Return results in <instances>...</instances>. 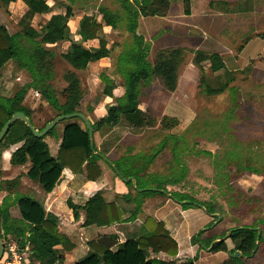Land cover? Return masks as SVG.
Masks as SVG:
<instances>
[{"label":"rangeland","instance_id":"1","mask_svg":"<svg viewBox=\"0 0 264 264\" xmlns=\"http://www.w3.org/2000/svg\"><path fill=\"white\" fill-rule=\"evenodd\" d=\"M190 1L187 10L184 0H159L155 6L166 13L165 18H139L138 34L145 40L149 62L154 64L166 51H183L179 87L169 93L158 79L142 85L141 110L147 117L148 127L137 134L118 129L105 132L108 133L109 157L118 163L123 173L136 174L139 190L181 193L216 208L217 216L212 217L202 208L185 209L168 195L134 192L132 207L143 200L154 201L160 206L150 202L148 211L155 214L161 209L173 233L174 229L181 230L193 239L206 228L209 230L206 237L212 238L233 228L254 225L264 232V39L260 38L264 35V0ZM53 6L56 16L65 15L67 6L73 8L74 17L68 24L67 36L69 41L75 42L84 17L103 23L101 8L120 17L118 29L104 26L99 33L100 38L109 41L110 58L87 71H75L62 57L69 49V42L48 48L55 56L51 85L59 93L67 86L66 74L75 72L85 92L79 110L92 122H97L115 102L103 95L105 84L101 75H110L118 86L115 93L123 94L126 65L122 59L135 49L127 28V14L121 0H56ZM18 11L19 8H15L10 14L0 8L3 19L0 18V23L7 22L11 34L21 31L20 24L11 20L12 15L21 14ZM50 17L34 18L32 25L41 27ZM198 53L221 55L226 69L213 73L206 63L201 70L195 61ZM0 73V91L10 97L33 81L31 73L20 69L14 61ZM204 81L215 88L229 86L222 94L209 96ZM25 103L33 110L38 130L56 116L52 107L39 110L41 96L35 90L29 91ZM165 118L176 119L178 123H170L171 128L165 130L162 126ZM70 124L85 127L80 119L65 120L55 127L53 136L45 137L53 156L58 152L56 143L62 144L65 128ZM98 138L100 143L102 139L99 135ZM2 155L3 180L7 174L5 153ZM116 159H120L119 162ZM101 164L111 170L106 162ZM36 186L38 192L22 187L13 198L30 197L43 202L45 193ZM127 207L132 208L125 204ZM136 231L135 228L134 233ZM217 260V257L213 259Z\"/></svg>","mask_w":264,"mask_h":264},{"label":"trees","instance_id":"2","mask_svg":"<svg viewBox=\"0 0 264 264\" xmlns=\"http://www.w3.org/2000/svg\"><path fill=\"white\" fill-rule=\"evenodd\" d=\"M17 1L19 0H0V4L5 10H8L10 4ZM21 1L28 7L30 15H46L53 10L46 0ZM63 1L70 2L72 0ZM157 1L159 0H121L122 7L128 17V32L133 36L135 49L128 52L122 59L126 65L123 73L125 80L123 97L115 98L116 83L110 75H101V80L105 84L103 95L114 99L115 102L108 107L107 115L104 118L93 123L94 135L98 132L105 133L113 130L125 116H131V123L136 125L135 127L139 130L148 127L147 117L141 110L140 90L142 85L150 84L154 79H158L169 93L176 92L179 87V65L183 60V51L176 49L163 52L152 64L148 60L145 40L138 34L140 17L165 18L167 16L165 12L159 11L155 6ZM184 1L188 10L191 1ZM222 5L238 6L229 3H222ZM99 12L103 16V23L84 17L80 23L81 39L71 42L68 52L62 55L75 71H87L91 66L110 58L112 49L106 40L100 39L99 33L104 26L112 30L118 29L120 17L106 8H101ZM73 17V8L67 6L65 15L53 16L40 30L34 29L30 22L21 21V31L16 35L11 34L4 25L0 24V72L14 61L18 63L20 69L29 71L33 78L30 85L22 87L13 97L3 95L0 91V133L16 113L25 114L38 129L34 122L33 110L25 103L30 90L37 91L41 96L39 110L49 106L56 112V116L46 122L40 131H43L47 124L59 116L80 112L79 109L85 98L80 78L75 72H68L65 76L67 86L58 93L50 83L54 78L55 56L45 48V46H55L68 40V22ZM260 38L264 39V35H261ZM92 40H99V47H87L88 42ZM195 61L201 70H204L203 66L206 63H208L207 68L213 73L226 69V64L219 54L198 53ZM205 83L206 93L209 96H218L225 92L229 86L226 84L223 87L215 88L208 82ZM170 123L177 124L178 120L165 118L162 122L163 129H170ZM53 135L54 130L47 136ZM20 144L22 146L12 155V166H25L30 161L31 168L27 177L39 184L47 194L61 188L74 176H87V180L95 182L103 175L99 162H105V154L97 149L96 144H94V150L92 149V141L86 125L84 128L79 124H70L66 127L59 154L55 158L51 154L49 145L45 142V137L36 138L25 123L18 121L12 126L0 145V192L4 190L12 192L21 185L20 179L4 181L1 178L2 154L10 147ZM107 164L110 166L109 163ZM113 164L125 179L135 178L138 185L136 174L123 173L118 163ZM110 168L112 169L111 166ZM128 186L134 190L132 182H129ZM141 193L167 194L152 190H145ZM170 194L172 199L185 202L182 206L185 209L205 207L212 217L217 213L215 207L200 204L188 195ZM122 200L129 203L132 200V195H125ZM65 203L71 221L78 222L81 213L85 214V227H111L134 222L144 204V202H139L137 210L132 212L129 218H125L124 207L119 202H107L103 192L94 195L83 206L75 204L71 196L66 199ZM14 204L19 206L22 217L20 220L12 218L10 208L13 204L8 198L0 205L1 238L3 240L6 237L15 238L22 243L23 247L30 244L33 262L64 264L65 258L57 253L56 248L60 246L67 252H73L76 246L61 232L60 217L48 212L44 204L30 197L19 198ZM257 228L256 225L234 228L228 232V234L230 233L228 237L227 233L223 234L220 237L221 241L217 243L215 241L219 238L216 236L206 238L208 231H202L199 240L196 236L194 237V242L198 245L201 244L200 248L203 250L212 247L211 254L228 253L229 259L222 264H246V260L250 259L257 249L259 236ZM141 231L140 237L124 242L118 235H99L89 244L92 252L78 259L76 264H178L175 259L179 255V244L166 229L165 223L148 218ZM262 241L263 233L260 238V246ZM236 252H239L240 256L235 257ZM151 254H165L174 260L166 262L152 259ZM197 261L198 258H194L179 264H197Z\"/></svg>","mask_w":264,"mask_h":264},{"label":"crops","instance_id":"3","mask_svg":"<svg viewBox=\"0 0 264 264\" xmlns=\"http://www.w3.org/2000/svg\"><path fill=\"white\" fill-rule=\"evenodd\" d=\"M46 1L54 10L53 3L56 0H46ZM0 8L4 9L1 6V4H0ZM15 8H19L18 12H21V14H19L18 17L12 15L11 20L15 24H20L21 21L30 22L31 26L36 30H40V28L42 26H45L53 18V16L56 15L53 13V10H52V12L50 14H46V15L51 16L49 21L46 24L41 25V27H39V26L35 27L34 25H32L34 18H38V17H42V16H46V15H30L28 7L21 0L10 4L8 10H5V9L4 10H5V12L11 14L10 10H13ZM1 20H3V19L1 18ZM4 23L3 24L0 23V24L4 25L9 30V26L6 24L7 22L4 21ZM8 24H10V22ZM68 24H70V21L68 22ZM16 34H18V33H16ZM78 36H79V39H78V41H79L81 39V37H80V25H79V30H78ZM100 39H104V38H100ZM104 40H106L109 43V41L107 39H104ZM66 42H69L71 45V42H73V41L67 40L64 43H66ZM92 42H94V43H93V45H91V47H95V48L99 47V44H100L99 40H92V41L88 42V44H91ZM64 43H59V44H64ZM57 45H55V46H57ZM50 47H53V46H45L46 49H48ZM67 52H68V50L65 53H63V55L66 54ZM107 60L108 59H104L100 63L106 62ZM103 74L106 75V73H103ZM104 89H105V87H104ZM117 89H118V86H117ZM121 89L123 90V94L118 96L115 93L116 92V90H115L114 96H117V98L123 97L125 94V84H124L123 88L121 87ZM106 98H107V100H112V99H110V97L106 96ZM131 122H132L131 116H125L122 118L121 123L116 128H114L113 130L118 129L119 131L128 132V133L132 132L133 134H137L139 131H141V130L137 129L135 127L136 125L132 124ZM93 123H96V122L93 120L92 124ZM107 134L108 133H102V132L96 133L94 135V142L97 146V149L100 152H102L103 154H105V156L112 163H115V161L111 160V158L109 157L111 154L109 155V150L106 147V143H108V141L106 139L108 136ZM98 135L102 139V141L100 143H99ZM63 137H64V135H63ZM21 146H22V144L12 146L4 152L5 153V155H4L5 156L4 157L5 158V165H6L5 172L7 175L3 179L4 181H14V180L20 179L21 185L17 188V190H13L12 192H9L6 190L0 192V205H2V203L8 198V200H10V203L13 204V206L10 208V214H11L12 218L16 219V220H20L22 217H21L19 206L17 204H14L16 199H14L13 196L16 193L20 192L21 191L20 189L22 187H27L29 192L30 191L38 192L39 189L36 185H38L40 187V189L44 192V190L41 188V186L39 184L31 181L27 177V174L31 168V162L30 161L25 166H21V167L12 166V164H11L12 155ZM49 148H50V146H49ZM60 148H61V144L59 145V143L58 144L56 143L55 149H57L58 152H57L56 156L52 155L53 157L56 158L58 156ZM119 160L120 159H118V160L116 159L117 162H119ZM101 162H99V164L102 168L103 175L99 180H97L95 182H91V181L87 180V176H74L72 178V180H70L69 182L64 184L61 188L55 189L53 191V193L47 194L44 192L45 197L43 199V202H40L46 206L48 212H51V213L55 214L56 216L60 217L61 232L70 240L71 243H73L76 246V249L73 252H67V251H65V249L63 247H60V246L56 248L57 253L60 256L65 258L64 264H76L78 259L83 258V257L87 256L90 252H92L89 244L93 240H95L99 235H118L122 242L129 240V239H136V238L140 237L141 232H142L141 231L142 227L148 218H153L156 222L165 223V225L167 227L166 229L170 231L168 223L166 222L165 219H163L162 214H164V212L162 213L161 209H160V211H158L155 214L150 213L148 211V207L150 205V202L154 203V205H156V206H160V205L156 204L154 201H149V200H143L142 201V202H144V204H143L142 208L139 210L137 219L134 222L132 221L129 223L115 225V226H111V227H97V226L85 227L84 225L86 222V216L84 213H81V217H80V220L78 222L71 221L70 216H69V210H68L66 203H65L66 199L69 196H71V198L73 199L75 204H77L79 206H83L94 195H96L99 192H103L104 196L106 198V201L107 202H119L124 207V209L126 211L125 218H129L131 216V213L134 212L135 210H137V206L132 207V203H133L132 201H134V192L140 193V192H143L145 190H148V189H142V190L140 189L141 191H138L135 187H134V190H132L128 186V183H125L117 175V173L113 169L109 170V169L104 168L102 166ZM1 169H2V167H1ZM137 187H138V185H137ZM153 191H155V190H153ZM163 193H167V192L163 191ZM129 194L132 195V200L129 203H127L124 200H122V197L125 195H129ZM165 195H168L171 198L170 193H167ZM184 203L185 202H180L179 204L183 206ZM125 204L126 205L130 204L132 208L127 207V209H126ZM143 217H145V218H143ZM135 228L137 230L136 233H134ZM257 229H259V228H257ZM230 230H232V229H230ZM230 230H228L224 233L228 234V232ZM174 231H175L174 233L171 231L170 232H171V236L179 244V255L175 259L178 264L183 263L185 261H188L190 259H194V258H198L197 264H201L203 262L208 263V264H222L223 262H225L226 260L229 259L228 253L220 252L217 254H211L210 250L212 247L209 249L203 250L200 248L201 244L198 245L195 242L194 243L192 242V240H194L195 236L199 240V236H200L201 232L202 231H209L208 229H206V228L203 229L201 232L196 234L193 237V239H192V237L188 236L187 233H184L181 230L179 231L177 229H174ZM261 232L263 233L262 244H261V246H259L256 253L250 259L246 260V261H248L249 264H264V252H263L264 251L263 250L264 249V232L262 230H261ZM221 234H223V233H221ZM220 237L221 236L219 234V236H217V238H219V239H217L216 241L221 240ZM215 257L218 258V260L216 262L213 261V259ZM151 258L157 259L160 261H166V262H170V261L174 260V259L166 256L165 254H160V255L151 254Z\"/></svg>","mask_w":264,"mask_h":264},{"label":"water","instance_id":"4","mask_svg":"<svg viewBox=\"0 0 264 264\" xmlns=\"http://www.w3.org/2000/svg\"><path fill=\"white\" fill-rule=\"evenodd\" d=\"M80 119L81 121H83V123L86 125V127L88 128V131L90 133V137H91V141H92V149L94 150L95 146H94V128H93V124L90 121V119L84 115L83 113H75V114H71V115H63V116H59L57 117L55 120H53L52 122H50L49 124H47V126L43 129V131H40L38 129L35 128V126L33 125L32 121L23 113H16L11 120L5 125V127L3 128L2 132L0 133V145L2 144L4 138L6 137V135L9 133L10 129L12 128V126L18 122L21 121L23 123H25L33 132L34 136L36 138H44L46 137L52 130L55 129V127L62 121L65 120H71V119ZM104 160L105 162L109 163L110 166L112 167V169L117 173V175L125 182V183H129L132 182L134 187L138 190L137 187V180L135 178H130V179H125L123 177V175L121 174V172L116 168V166L107 158L104 156ZM203 210L207 211L204 207H201ZM217 215H214V217H216ZM258 231V243H257V249L258 250L259 246H260V238L262 236V232L260 229H256ZM230 234V233H229ZM229 234L227 235V237L229 236ZM219 241H215V243L220 242ZM214 243V244H215ZM255 251V253H256ZM240 256L239 252L235 253V257ZM4 257V243H3V239L0 236V263L2 262Z\"/></svg>","mask_w":264,"mask_h":264},{"label":"built area","instance_id":"5","mask_svg":"<svg viewBox=\"0 0 264 264\" xmlns=\"http://www.w3.org/2000/svg\"><path fill=\"white\" fill-rule=\"evenodd\" d=\"M4 243L3 264H39L31 260L30 244L23 247L22 243L12 237H6Z\"/></svg>","mask_w":264,"mask_h":264}]
</instances>
